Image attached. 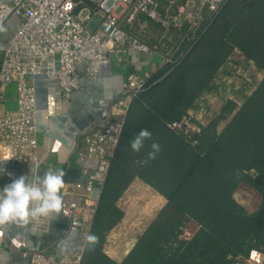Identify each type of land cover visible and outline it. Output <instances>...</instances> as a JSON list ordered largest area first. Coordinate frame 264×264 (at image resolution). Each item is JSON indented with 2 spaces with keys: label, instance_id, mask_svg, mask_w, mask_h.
Here are the masks:
<instances>
[{
  "label": "trees",
  "instance_id": "1",
  "mask_svg": "<svg viewBox=\"0 0 264 264\" xmlns=\"http://www.w3.org/2000/svg\"><path fill=\"white\" fill-rule=\"evenodd\" d=\"M149 29L140 33L142 39L171 60L151 75L130 103L89 229L99 244L94 251L85 247L84 261L253 264L246 259L254 250L264 254V76L240 106L227 99L207 123L196 121L200 130L186 132L170 123L191 117L198 99L237 50L264 70V0H226L193 39L181 40L179 30L171 31L172 39H160L163 29L152 21ZM2 58L0 49V65ZM142 129L152 135L137 153L129 142ZM153 143L160 151L155 159L141 163ZM136 177L158 191L135 184L145 201L139 209L142 218L159 208L164 196L168 203L129 254L117 261L103 251V244L106 233L125 215L119 200ZM239 187L254 196L253 212L235 199ZM186 226L190 236H182ZM111 238L117 234L112 232ZM114 253L122 258L128 251Z\"/></svg>",
  "mask_w": 264,
  "mask_h": 264
},
{
  "label": "built area",
  "instance_id": "2",
  "mask_svg": "<svg viewBox=\"0 0 264 264\" xmlns=\"http://www.w3.org/2000/svg\"><path fill=\"white\" fill-rule=\"evenodd\" d=\"M225 1L0 0V29L14 22L11 34L0 41L3 52L0 88L15 83L17 93L16 107L0 113V155L8 154L30 171L31 167H40L37 75L57 83L62 97L69 100L81 88L83 78L100 76L106 61L112 58L123 61L128 50L160 52L168 62L171 55L151 46L140 36L142 30L149 28V22L158 24L164 37H170L168 39H172V30L181 32V40L193 39ZM95 16L99 19L90 27L89 22ZM151 75L148 71L128 70L124 91L111 103L109 114L80 135L77 150L96 159L97 164L94 169L84 168L87 181L82 198L63 202L61 214L70 220L72 229L83 221L87 226L92 223L99 202L92 191L97 183L105 182L126 125L130 103ZM189 122L191 117L186 116L170 126L194 131L187 128ZM88 234L86 231L77 249L59 254L46 250L25 252L29 264H86L84 252Z\"/></svg>",
  "mask_w": 264,
  "mask_h": 264
},
{
  "label": "crops",
  "instance_id": "3",
  "mask_svg": "<svg viewBox=\"0 0 264 264\" xmlns=\"http://www.w3.org/2000/svg\"><path fill=\"white\" fill-rule=\"evenodd\" d=\"M98 19L99 17L95 16L89 22V26L92 27ZM164 63L163 54L160 52L144 53L128 50L123 61H118L116 58L106 61L100 76L83 78L81 88L69 100L62 97L61 88L57 83L49 81L44 75L35 77L37 129L40 137L39 175L43 176L50 169L64 171V187L60 193L63 202L82 198L86 193L87 181L84 168L94 169L97 164L96 159L77 150L80 135L93 123L109 114L111 103L124 91L128 70L148 71L153 74ZM16 100L15 83L0 88V113L15 108ZM9 158L8 154L0 155V169H3L0 172V190L20 176H31L29 167ZM138 181L152 187L136 177L128 190ZM102 188L103 184L97 183L92 195L99 199ZM253 201L246 204L237 200L250 213L254 211ZM91 224L87 226L83 221L78 228L72 229L70 220L60 212L52 218L33 220L26 225L22 223L2 225L0 226V264H29V256L25 252L35 250L59 254L64 250L77 249L82 245L84 234L86 231L89 232ZM253 258L262 264L261 255Z\"/></svg>",
  "mask_w": 264,
  "mask_h": 264
},
{
  "label": "rangeland",
  "instance_id": "4",
  "mask_svg": "<svg viewBox=\"0 0 264 264\" xmlns=\"http://www.w3.org/2000/svg\"><path fill=\"white\" fill-rule=\"evenodd\" d=\"M14 22L6 24L2 30H0V41H3L7 38L13 31ZM150 31L149 28L142 30L140 33L143 35ZM143 37V36H141ZM170 38L169 36H162L160 39ZM165 44L163 43L162 46ZM174 49V48H173ZM171 48L170 52L173 51ZM264 76V70L259 68L252 61L247 60L243 54L237 50L232 56L223 64L219 72L213 78L212 83L209 88L202 94L194 105L191 114V122L187 128H192L198 130L200 127L197 122L207 123L212 117H214L219 111L221 105L227 99H234L238 106L243 104L245 98L257 87L259 82ZM197 121V122H196ZM229 119L222 121L218 127L221 130ZM137 186H145L142 181L135 183ZM148 190L157 193V190H154L152 187L146 185ZM135 185L124 194L122 199L119 201L120 205L125 209V215L122 220L119 221L111 230L106 233L105 242L103 244V251L108 254L110 257L117 261H122L131 251L130 247L132 244H136L140 236L146 231L148 226L155 221L165 205L168 203V199L164 196L163 204L155 209L151 214H146L142 218L143 212L139 209L145 206V201L141 197V189ZM133 191V193H132ZM140 194H138L137 193ZM132 193V194H131ZM160 193V192H159ZM128 196V198H126ZM234 197L241 203H249L251 200H254V196L250 191L243 187H239L234 191ZM135 204V205H134ZM137 204V205H136ZM133 208V216H128L127 219V209L129 207ZM131 208V210H132ZM188 227L184 228V236H190L191 232H188ZM112 232L117 234L116 239H112ZM114 248V251L110 252V247ZM130 249V250H129ZM128 251L122 258L116 256L114 252H123ZM118 254V253H117ZM248 262L253 264H259L255 259L249 257L246 259Z\"/></svg>",
  "mask_w": 264,
  "mask_h": 264
},
{
  "label": "clouds",
  "instance_id": "5",
  "mask_svg": "<svg viewBox=\"0 0 264 264\" xmlns=\"http://www.w3.org/2000/svg\"><path fill=\"white\" fill-rule=\"evenodd\" d=\"M2 30V29H0ZM151 132L142 129L129 142L134 152L139 153L146 139L151 138ZM152 151L141 163L147 164L155 159L160 151V145L153 143ZM10 159V158H9ZM3 169H0L2 172ZM65 173L61 169H50L43 176L39 175V166L31 167V176H20L0 190V226L9 223L28 224L41 218H52L63 208L61 190L64 187ZM31 177V179H29ZM99 244V237L89 233L86 237L88 250L94 251Z\"/></svg>",
  "mask_w": 264,
  "mask_h": 264
},
{
  "label": "water",
  "instance_id": "6",
  "mask_svg": "<svg viewBox=\"0 0 264 264\" xmlns=\"http://www.w3.org/2000/svg\"><path fill=\"white\" fill-rule=\"evenodd\" d=\"M134 245H135V244H133V245L130 247V249H132ZM258 255H261L260 261L263 262V261H264L263 253H261V252L258 251V250H254V251L252 252V256H253V257H256V256H258Z\"/></svg>",
  "mask_w": 264,
  "mask_h": 264
}]
</instances>
